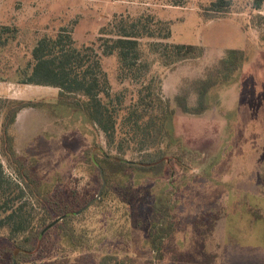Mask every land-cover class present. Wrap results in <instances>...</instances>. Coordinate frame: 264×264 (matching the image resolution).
I'll list each match as a JSON object with an SVG mask.
<instances>
[{"label": "rangeland", "instance_id": "rangeland-1", "mask_svg": "<svg viewBox=\"0 0 264 264\" xmlns=\"http://www.w3.org/2000/svg\"><path fill=\"white\" fill-rule=\"evenodd\" d=\"M209 1L185 0L178 7L167 0H0V26L18 30L12 43L0 48V100L49 104L18 113L10 129L15 153L33 164L43 190L77 211L102 185L92 149L115 151L84 113L57 104L58 89L15 82L13 74L36 40L69 26L78 45L96 44L100 28L114 18L151 14L170 25L164 42L204 51L202 57L164 66L152 50L156 41L140 40L149 65L141 84L152 77L173 111L161 144L171 163L104 176L99 198L46 235L40 253H33L36 261L22 264H100L109 255L126 264H264V4L256 16L251 0H233L228 13L211 18L203 13ZM228 50L246 56L237 80L214 87L204 113H182L175 98L187 93L194 105L191 83L203 79ZM102 61L111 93H122L128 104L140 84L121 80L113 58ZM139 158L135 149L125 155ZM2 167L4 178L19 184L3 159ZM24 200L35 213L28 195Z\"/></svg>", "mask_w": 264, "mask_h": 264}, {"label": "trees", "instance_id": "trees-1", "mask_svg": "<svg viewBox=\"0 0 264 264\" xmlns=\"http://www.w3.org/2000/svg\"><path fill=\"white\" fill-rule=\"evenodd\" d=\"M185 0H167L172 6H182ZM233 0H210L204 6V15L228 13ZM264 0H251L256 16ZM73 28L62 26L54 34L38 38L30 50L29 59L19 66L13 76L22 85L48 86L59 90L58 105L80 110L103 134L108 150L93 148L91 163L101 169L108 178L111 173L127 169L141 172L159 169L170 164L161 148L167 133L166 122L173 115L168 102L154 89V80L147 78L149 65L142 58L140 40L153 39L152 50L164 66L203 56L198 45L164 42L171 36L167 21L146 14L138 17L119 16L100 28L97 42L90 45L76 43ZM17 28L0 26V48H6L17 36ZM116 60L117 75L121 80L139 83L135 98L125 104L122 93L112 94L108 76L103 69L102 58ZM246 56L238 50H228L217 65L209 69L203 79L191 83L195 93L194 105L188 104L187 93L178 95L175 102L182 113L200 115L208 109V94L220 84L234 83V76L243 66ZM146 81V80H145ZM45 100H0V264L28 263L39 254L42 241L55 228L75 216V208L65 199L41 188L33 164L18 157L10 129L20 111L28 108H49ZM135 149L140 154L136 161L125 159L127 151ZM2 159L15 170L19 184H11L4 178ZM28 195L37 209L34 213ZM104 195V194H102ZM79 210V209H78ZM59 216H64L41 238L42 230ZM8 256V262L6 257ZM36 261V260H35ZM100 264H126V260L109 255Z\"/></svg>", "mask_w": 264, "mask_h": 264}, {"label": "water", "instance_id": "water-1", "mask_svg": "<svg viewBox=\"0 0 264 264\" xmlns=\"http://www.w3.org/2000/svg\"><path fill=\"white\" fill-rule=\"evenodd\" d=\"M99 172H100V176H101V179H102V185H101V187H100V189H99L97 195H96L92 200H90V201H89L84 207H82L80 210L76 211V212L74 213L75 215L80 214L82 211H84L88 206H90L94 201H96V200L99 198L100 193H101L102 189H103L104 186H105V180H104L103 172H102L101 169H99ZM63 218H64V216H60V217L56 218L52 223H50L49 225H47V226L42 230L40 236H42L43 233H44L45 231H47L50 227H52L53 225H55L57 222L61 221Z\"/></svg>", "mask_w": 264, "mask_h": 264}]
</instances>
